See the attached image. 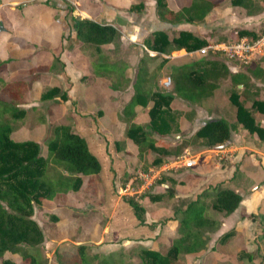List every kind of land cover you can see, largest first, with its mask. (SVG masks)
Wrapping results in <instances>:
<instances>
[{
    "label": "rangeland",
    "instance_id": "rangeland-1",
    "mask_svg": "<svg viewBox=\"0 0 264 264\" xmlns=\"http://www.w3.org/2000/svg\"><path fill=\"white\" fill-rule=\"evenodd\" d=\"M7 1L9 0H0V4ZM232 1L217 0L218 6L202 23L184 22L180 25L169 24L166 27L159 23L157 0H18L12 12L7 13V7L3 11L0 10L1 55L6 57L5 54H13L16 60L24 58L23 54L32 53L34 48L31 52V45L39 46L44 54L41 55L38 65L51 67L50 70H43L40 81L38 79L35 82L33 79L28 83L25 102L20 105L24 116L13 122L17 129L11 138L15 141H37L41 146V155L49 159L51 168H56L57 174L61 175L60 178L54 179L53 183H61L62 186L69 174L62 165L52 160L48 142L54 136L55 127L70 125L89 140L92 150L102 161L105 169L102 175L100 173L98 176H81L83 185L78 191H64L60 186L52 199L33 203L32 219L44 234L43 243L35 249L47 260V264H53L57 249L67 251L65 255L67 257L68 253L74 252L73 246L80 244L92 245L93 253L122 254L124 259L137 262L139 258L134 251L138 246L165 252L179 238L178 218L182 217L179 212L184 211L188 204L200 201L211 206L212 197L206 193L211 184L219 180L216 179L218 176L216 172L224 166L232 167L237 152L232 151L228 156L219 153L218 150L198 148L192 135L203 123L214 118L236 122V108L230 101V93L235 89L241 95L242 85L235 87L230 77L221 80L214 95L203 101L201 107L196 108L197 116L200 114L203 119V123L198 127L185 125L182 129L181 122L187 120L192 111L187 109L188 106L182 100L175 98L170 106L180 124V132L166 136L159 135L150 127L149 110L153 106V101H150L147 107L142 106L139 118L135 117L130 122L125 121L123 110L135 93V84L138 81L142 80L146 84L145 87L152 91L170 92L172 87L165 89L162 82L166 77H171L173 69L193 60L211 57L213 53L219 54V59L231 69L241 71H245L248 66L254 68L264 63V47L246 63L230 59L219 51L200 55L183 50L163 55L152 52L145 46L144 42L152 39L153 33L160 30L167 32L171 39L181 31H189L210 43L224 44H232L239 40V33L244 30L255 32L258 36L264 34V0L252 1L251 8L254 11L263 9L254 17L249 16L250 10L233 5ZM33 3L39 4L41 8L51 9V19L39 21L36 16H29V8ZM167 3L169 7H174L176 1L167 0ZM139 4L144 5L141 11H130L132 5ZM69 6L74 9L72 15L69 13ZM26 10L28 11L24 14ZM71 16L114 24L121 33L120 44L104 46L102 54H98L76 38L72 41L70 37L75 36V33L71 26ZM138 26L140 31L137 37ZM142 28H145L144 31ZM42 37L43 45L33 43L32 40L41 41ZM245 37L250 41L254 40L252 36ZM26 47L30 49H27L28 52L23 49ZM99 55L103 60L99 59ZM102 62L106 66L95 67ZM74 63L80 68L87 69V73L80 75L78 86L72 91L70 86L72 77L66 73V68L70 64L75 65ZM70 72L73 73L71 70ZM16 75L10 73L5 65L0 72V80L9 83L16 79ZM54 87L60 88V93L50 100H42L43 92ZM248 90V94L252 90L257 95L250 96L248 100L241 95L246 107H250L252 98L264 100V84L260 80L252 79ZM63 94L68 97L67 100L62 98ZM0 97L8 100V97L2 94ZM261 115L255 112V118H260ZM131 122L141 125L156 142L157 147L173 149L185 144L183 155L178 158L189 152L195 156V165L185 167L181 164L170 168V172L166 169L149 174V169H158L152 167L150 162L159 155L150 152V155L142 159L138 147L126 137ZM257 138L254 141L246 137L247 143L242 140L241 143L244 145L264 143L263 139L258 136ZM235 144L232 145L235 147ZM241 152L239 162L251 168L252 153L246 149ZM173 157L166 161L176 160ZM105 160L111 169L108 163L105 165ZM146 166H149L147 171L144 169ZM140 173L148 174L147 177L151 176L144 179ZM52 174H56L54 170ZM151 177L154 179L151 180ZM244 187H247V183ZM153 196H161V200L154 202L151 200ZM127 197H132L144 208V219L148 224L154 225L153 232L141 227L136 229L137 226L131 224L134 220L136 224L137 220L133 215V209L125 202L124 198ZM261 211L264 214V207ZM209 213H212V218L216 222L222 223L223 217L220 214L212 209ZM261 213L250 218L252 221L245 233H235L228 243H225L223 237L232 230L220 233L219 228L214 233H208L205 235L208 240L205 249L198 253L181 255V263L264 264V215ZM116 215L125 221L122 219L119 221ZM211 229L213 228H208ZM146 234L152 236V240H142ZM129 238L136 240H127ZM244 252L250 255L241 257ZM4 257L22 264L18 253L7 252Z\"/></svg>",
    "mask_w": 264,
    "mask_h": 264
},
{
    "label": "trees",
    "instance_id": "trees-1",
    "mask_svg": "<svg viewBox=\"0 0 264 264\" xmlns=\"http://www.w3.org/2000/svg\"><path fill=\"white\" fill-rule=\"evenodd\" d=\"M180 10H172L167 0H157V16L161 22L171 25H180L184 22L202 23L211 11L218 6L217 0H176ZM253 0H233L232 4L243 6L250 10L249 15H256L263 9L255 11L251 8ZM255 2V1H253ZM144 5H132L130 11L138 12ZM251 8V9H250ZM70 15L74 9L69 6ZM72 28L77 41L91 48L95 53L102 54V48L108 45H119L121 33L113 25L102 24L88 18L71 16ZM252 36L257 39L255 32L244 30L239 37ZM145 46L157 54L169 55L172 52L185 50L188 53L196 52L206 46L208 41L198 37L189 31H181L176 37L170 38L165 31H156L152 39H147ZM219 54L213 53L211 57L193 60L179 68L172 70L171 78L173 86L170 92L152 91L144 88L142 80L139 87H135V93L126 104L123 114L125 121H133L136 117L137 106L147 107L150 101L153 106L149 110L151 117L150 127L152 131L161 136L180 132V124L176 114L171 110V103L175 98L190 104H202L212 97L219 87V82L228 77L235 87L242 85V96L248 100L247 89L252 79L260 80L264 84V63L254 68L248 66L245 71L234 73L231 68L219 59ZM99 59L103 60L99 55ZM5 62L0 61V69ZM106 66L98 63L95 67ZM51 67H47L50 70ZM1 78V77H0ZM35 78L31 74L27 79H20L9 83L0 80V94L8 97V100L0 97V261L2 264H17L15 260L6 259L7 252L18 253L22 264H47V260L39 255L35 247L44 241V234L32 219L33 203H40L43 199H52L61 183L54 184V179L60 178L56 168H51L49 159L41 155V146L37 141H15L11 135L16 131L13 122L22 119L24 111L20 105L25 102V90L28 82ZM61 89L54 87L43 92L41 99L46 101L54 98ZM237 90L230 93V101L236 108L237 121L229 123L223 118L211 119L202 125L193 135L192 139L198 148L216 149L225 146L233 139V132L240 126L251 135H257L264 140V129L256 121L255 112L264 115V100L252 98L250 107H246ZM67 100L65 94L62 95ZM126 137L131 139L139 149V154L144 156L155 152L159 156L154 158L150 165L160 167L168 158L183 155L185 144L180 147H157L148 132L136 123H130ZM48 151L52 160L64 167L69 174L67 181L62 184V190H80L83 185V176H98L103 166L99 158L94 155L89 147L86 137L70 125H60L54 128V136L48 142ZM173 157V158H174ZM149 166L144 169L147 171ZM55 171V175L52 174ZM57 175V176H56ZM82 176V177H81ZM212 197V204L194 201L188 204L184 211L179 212L178 218L179 238H177L165 252L153 248L138 246L136 252L139 260L124 259L122 254L109 253L98 254L91 252L92 245L80 244L74 247V252L56 250L53 264H182L181 255L201 252L207 246L208 233L216 232L222 225L212 218L210 209L226 218L233 214L242 201L241 194L227 188H219L214 194L206 193ZM12 196V197H10ZM128 207L133 209V215L137 220L131 224L137 228H146L153 232L154 225L148 224L143 216L144 208L132 197L124 198ZM152 201L161 200V196L151 197ZM264 207V205H263ZM261 215H264L261 213ZM119 217V216H118ZM250 218H254L251 215ZM123 221V218H122ZM208 228H213L208 230ZM112 230V229H111ZM228 232L223 237L225 243L235 234ZM142 240H152V236L145 235ZM136 240V239H127ZM32 249H27V248ZM244 252L241 257L249 256Z\"/></svg>",
    "mask_w": 264,
    "mask_h": 264
},
{
    "label": "crops",
    "instance_id": "crops-1",
    "mask_svg": "<svg viewBox=\"0 0 264 264\" xmlns=\"http://www.w3.org/2000/svg\"><path fill=\"white\" fill-rule=\"evenodd\" d=\"M17 1L18 0H9L3 4H0V10L3 11V9L7 7L8 8L7 13L12 12L15 9L13 6H14V4H17ZM53 1H56V0H53ZM253 1H255V0H253ZM174 5H175L174 7L170 6V8L172 10H174V11L180 10V6L177 4V1ZM56 6L62 7L59 4H56ZM29 9L30 10H29L28 15L29 16H33V15L36 16L39 19V21H42L43 19L50 20L52 17L51 9L41 8L39 4L33 3L31 5V8H29ZM27 11L28 10L24 11L23 13L25 14ZM249 16L254 17L252 15H249ZM159 23L163 27L164 26L166 27V25H169V24L163 23L161 21ZM102 24H108V25L114 26V24H111L110 22H106V23H102ZM138 29H139V26H138ZM142 29L144 31L145 28H142ZM162 29H165V28H162ZM139 31H140V29L137 30V32H136L137 37L139 36L138 35ZM40 39H42V40L41 41L32 40V41H33V43H40L38 45H43L44 44L43 37ZM70 39H72V41H74L75 36L71 35ZM72 43H74V42H72ZM138 44H140V43H138ZM28 47H29V45H28ZM28 47L23 48V49H25V51H27V52H28V50L31 49V52H32V49L34 48V51H33L34 53L29 52L26 55L23 54L24 58H18L16 60H14V58H16V57H14L13 54H9V55L5 54L6 57H4L0 53V61L5 62V64L0 69V72L3 70L4 66L6 65L7 69L10 71V73L17 74L16 79L11 80L10 82L20 80V79H27V78H29V76H31V74L35 75V78H33V79H35V82H37V80L43 76L42 75L43 70L44 69L47 70V66L38 65V61H39L41 55L44 54V52L40 50L41 47H39V46L33 47L32 45L30 46L31 47L30 49ZM51 49H52V47H51ZM37 50H40V52H37ZM180 51H183V50H180ZM63 58H64V56H63ZM10 59H12V60H10ZM69 66H67V68H66V73L72 77V79L70 81V86H71V90L75 91L76 87L78 86L77 81L80 78V75L81 74L85 75L87 73V69L82 68V67L80 68V66L77 63L75 65L70 64ZM70 70L73 73H71ZM231 70L234 73H237L239 71V69H231ZM39 81H40V79H39ZM29 82H31V81H29ZM139 84H140V82L138 81L135 84V87H137V86L139 87ZM141 84L145 88L146 84H144L143 82ZM248 91L249 90L247 89V95L249 96V98H250V96L252 97V96L257 95V94H254L252 92V90L248 94ZM183 102L188 106L187 109H190L189 111H192V112L190 114V117L187 120H185L184 122H181L182 129L185 125H189V126L193 125V126L198 127L199 124L203 123V121H202L203 119H202V116L200 114H199V116H197L198 112H197L196 108L199 106L201 107L202 104H200V105L195 104L194 105V104L187 103L185 101H183ZM250 105H251V103H250ZM141 109H142V106H137L135 108V113H136L137 119L139 118V115L141 114V111H142ZM214 119H217V118H214ZM256 121L259 122L261 127L264 129V115L262 114L260 118L259 117L256 118ZM77 122L79 123L80 119H78ZM229 123H234V121H231ZM246 137L252 138V139H254V141H255V139H258L256 135H251L245 129L238 126L235 129V131L233 132V139L227 144L228 147H227V145H225L226 147L224 146L225 148L223 150L222 149H214V150H218L219 153H222V154H225L228 156L231 155L232 151L237 152V154L235 155L236 156L235 160L232 161V163H233L232 167L224 166L221 169H219V171L216 172L218 176L217 177L215 176V177H216V179H219V180L215 184L212 183L211 187H209V190L207 192L214 194L217 189L225 188L227 186V189L234 190L235 192L241 194V196H242V201L239 204V207L236 209V211L233 214H231L230 216L222 219L223 221H222V225L220 227V231H219L220 233H224V232H227L230 230L235 231L237 234L245 233L246 229L248 227H250V223L252 221V220H250V216L251 215H257L259 212L261 213L262 212L261 208H263V205H264V143L263 144H257L256 143L257 145L253 144V143H249V145H247V144L244 145L243 143H241V140L244 141L245 143H247ZM87 141L89 144L90 142L88 139H87ZM262 141L264 142V140H262ZM95 142H97L96 139H95ZM233 143H236L235 147L232 145ZM89 147H90L91 152L94 155H96V153L92 150L90 144H89ZM244 149H246L252 153L251 158H250L251 168L248 165H245V163L242 164V162H239L240 160H238L241 157V154H242L241 151H243ZM194 158H195V156H194ZM105 162H106L105 165H107L108 161L105 160L104 163ZM101 163H102V161H101ZM108 165H109V168L111 169V166L109 163H108ZM179 165H181V164H179ZM102 166H103V163H102ZM177 166H173V161H171V162L164 163L163 165L160 166V168H164L165 170L169 169L168 172H170V168H174ZM113 167H115V166H113ZM217 168H218V166H217ZM103 170L105 171L104 166H103ZM101 175H102V172H101ZM205 180H207V178H205ZM246 183H247V187H246L247 189L244 187V185ZM118 219L120 221V219H122V217L119 216ZM123 221H125V220L123 219Z\"/></svg>",
    "mask_w": 264,
    "mask_h": 264
},
{
    "label": "built area",
    "instance_id": "built-area-1",
    "mask_svg": "<svg viewBox=\"0 0 264 264\" xmlns=\"http://www.w3.org/2000/svg\"><path fill=\"white\" fill-rule=\"evenodd\" d=\"M262 47H264V34H261L257 39L254 40H248L245 36L241 37L236 42H233L232 44H224V43H210L200 50L196 51L197 54L200 55H206L209 52H223L228 58L230 59H238L241 61H246V63H249L252 56L255 55L257 51H259ZM162 85L165 89H170L173 86L172 78L166 77ZM217 149H224V146H221ZM195 159L194 156H192L190 153H186V155L182 158H177L173 161V166H177L179 164H182L185 167H193L195 165ZM165 170L164 168H158V169H150V173L160 172ZM148 174L146 173H140V176H142L144 179L150 178L147 177ZM154 179V177H151V180Z\"/></svg>",
    "mask_w": 264,
    "mask_h": 264
}]
</instances>
